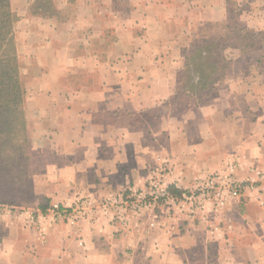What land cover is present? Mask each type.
Here are the masks:
<instances>
[{
    "label": "crops",
    "instance_id": "1",
    "mask_svg": "<svg viewBox=\"0 0 264 264\" xmlns=\"http://www.w3.org/2000/svg\"><path fill=\"white\" fill-rule=\"evenodd\" d=\"M53 1L57 16L43 18L32 0H10L38 162L32 202L0 208V264H264V56L226 76L211 101L166 112L191 36L225 21L263 30L264 0L235 15L227 0ZM228 162L255 186L222 209L98 206L147 189L151 168L180 190ZM77 203L83 213L71 212Z\"/></svg>",
    "mask_w": 264,
    "mask_h": 264
},
{
    "label": "trees",
    "instance_id": "2",
    "mask_svg": "<svg viewBox=\"0 0 264 264\" xmlns=\"http://www.w3.org/2000/svg\"><path fill=\"white\" fill-rule=\"evenodd\" d=\"M30 12L43 18H51L57 16L58 10L53 0H37L31 5ZM16 19L17 16L11 9L10 0H0V133L8 134L7 138L11 142V149L14 153H10L7 160L12 161V164L15 162V149L19 141L25 146L29 156L31 153L27 148L22 110L24 88L19 76V61L14 36ZM221 27L224 29V36L199 38L190 50L186 52L183 50V66L177 73L173 94L166 102L167 105L174 104L179 99L178 94H183L187 106L181 109L179 114L213 99L217 86L225 78L230 65L229 60L226 59L227 56L222 52V46L225 43L227 46L240 48L241 52L245 49L264 47L262 45L264 34L255 33L244 26H232L230 23L223 24ZM225 29L233 30V33ZM191 72L194 75L192 79H190ZM3 147L0 141V149ZM0 158V167L6 166L5 163L2 164V157ZM170 189L176 195L181 191Z\"/></svg>",
    "mask_w": 264,
    "mask_h": 264
},
{
    "label": "rangeland",
    "instance_id": "3",
    "mask_svg": "<svg viewBox=\"0 0 264 264\" xmlns=\"http://www.w3.org/2000/svg\"><path fill=\"white\" fill-rule=\"evenodd\" d=\"M35 1L37 0H32V4ZM200 1L202 3L209 4L210 2H215L219 0H200ZM246 1L245 0H227L228 2L227 4H231V6L229 7L231 8V14L235 15L239 10H243V6H245L246 4L249 5V2H246ZM227 21H230V20H227ZM226 23H230V22L225 21L221 23H205L204 25H201L198 28L197 32L194 33L193 36H191L188 46L184 49L185 52L190 50L192 46L197 43V40L199 38L210 37V36H215V35L224 36L223 35L224 29L221 26ZM225 30L229 33H233V30H230V29H225ZM254 32L258 34L259 33L264 34V29L254 31ZM230 35H233V34H230ZM228 41L227 42L230 43V40ZM262 45L264 46V43ZM222 50H223L222 51L223 54L227 56L226 59L229 60L230 62V65L227 69L226 76H229V75L233 76L237 74V72H239L241 69H244V66L246 67V64L249 63L248 58L256 59L257 57L264 56V47L263 48L255 47V48L245 49L241 52L240 48L233 47L230 45L227 46V43H225L222 46ZM190 75H191L190 79H192V77L194 76L193 73L191 72ZM187 81L188 83H191L189 80ZM178 98L179 99H177L174 104L172 103L171 105L168 106L167 111H166V112H169L173 116L180 115L179 114L180 110L187 106L184 101L186 98L183 97V94L181 95L179 93ZM161 111L162 110L158 109L157 112H152L151 115L146 117V119L149 118V119L154 120ZM7 136H8L7 133H4V134L0 133V141L4 145V147L0 149V157H2V164L4 163L6 164V166L0 167V208H4L6 206L11 208L10 205L26 207L29 205V203L32 202V197H31L32 196V193H31L32 192L31 190L32 189V171L36 167L38 158H37V155L35 156L32 153H30V156H29L27 150L24 148L25 146L22 143H19L20 142L19 141L18 146L15 149V153H16V155L14 156L15 162L14 164H12V161H9L7 159H9V156L11 155L10 153L12 152L14 153V151L13 149H11V142L9 141ZM6 146L7 148H5ZM150 171L151 172H150V177L148 179V185L150 184L151 181H157L159 178L162 179V181L164 182L162 174L166 173L165 167L157 166V167L151 168ZM216 171H225V166L224 168L220 170H216ZM196 181L194 182V184L196 183ZM148 185H147V188H148ZM169 190L170 192L174 193L171 189ZM130 191L132 192L133 190H130ZM130 191L128 192V195H130L131 193ZM134 191H142V190H134ZM190 209L191 208H188V210ZM128 210H126L125 213Z\"/></svg>",
    "mask_w": 264,
    "mask_h": 264
},
{
    "label": "built area",
    "instance_id": "4",
    "mask_svg": "<svg viewBox=\"0 0 264 264\" xmlns=\"http://www.w3.org/2000/svg\"><path fill=\"white\" fill-rule=\"evenodd\" d=\"M231 166H233V162H228L225 168H230ZM250 185L255 186L253 179L240 180L235 178L231 171H216L197 179L193 186L180 189V193L176 195L170 192L167 185L159 178L157 181H151L144 192L130 191V195H121L119 199H102L98 201V206L105 212L114 207L119 208V211L122 209L125 212L129 209L131 212L138 213L159 203H182L187 204L191 210L197 209L202 212L205 202H209L213 209L218 210L224 208L232 197L240 194ZM3 209H7L10 212L14 210V208L7 206ZM72 211L83 213L85 210L82 204L77 203L71 208ZM35 213L43 214L39 210H36ZM53 213L68 215L70 211L65 208L55 209ZM121 220L127 221L125 214H123Z\"/></svg>",
    "mask_w": 264,
    "mask_h": 264
}]
</instances>
